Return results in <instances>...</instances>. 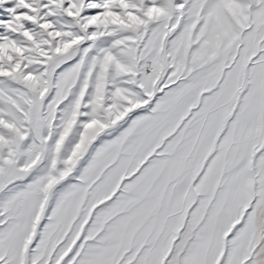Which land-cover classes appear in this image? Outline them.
Segmentation results:
<instances>
[{
  "label": "snow or ice",
  "instance_id": "obj_1",
  "mask_svg": "<svg viewBox=\"0 0 264 264\" xmlns=\"http://www.w3.org/2000/svg\"><path fill=\"white\" fill-rule=\"evenodd\" d=\"M0 264H264V0H0Z\"/></svg>",
  "mask_w": 264,
  "mask_h": 264
}]
</instances>
